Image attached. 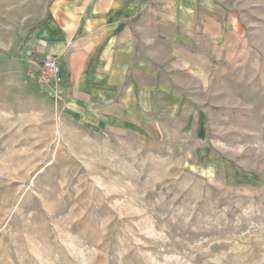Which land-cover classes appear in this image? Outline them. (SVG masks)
<instances>
[{
  "label": "rangeland",
  "instance_id": "obj_1",
  "mask_svg": "<svg viewBox=\"0 0 264 264\" xmlns=\"http://www.w3.org/2000/svg\"><path fill=\"white\" fill-rule=\"evenodd\" d=\"M48 1L0 0V264H264V0H142L152 67L59 96Z\"/></svg>",
  "mask_w": 264,
  "mask_h": 264
},
{
  "label": "crops",
  "instance_id": "obj_2",
  "mask_svg": "<svg viewBox=\"0 0 264 264\" xmlns=\"http://www.w3.org/2000/svg\"><path fill=\"white\" fill-rule=\"evenodd\" d=\"M141 1L49 0L44 16L29 34L27 53L36 61L46 55L55 57L62 69L64 92L72 83L112 91L114 85L137 77L139 67L146 71L152 67L139 49L137 26H133Z\"/></svg>",
  "mask_w": 264,
  "mask_h": 264
},
{
  "label": "built area",
  "instance_id": "obj_3",
  "mask_svg": "<svg viewBox=\"0 0 264 264\" xmlns=\"http://www.w3.org/2000/svg\"><path fill=\"white\" fill-rule=\"evenodd\" d=\"M36 77L41 85L50 87L53 93L59 96L62 92L61 66L53 55H46L40 60H35Z\"/></svg>",
  "mask_w": 264,
  "mask_h": 264
}]
</instances>
